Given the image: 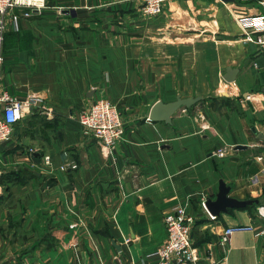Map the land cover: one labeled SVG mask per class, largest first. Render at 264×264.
Segmentation results:
<instances>
[{
	"label": "crops",
	"instance_id": "0c3cea01",
	"mask_svg": "<svg viewBox=\"0 0 264 264\" xmlns=\"http://www.w3.org/2000/svg\"><path fill=\"white\" fill-rule=\"evenodd\" d=\"M260 1L170 0L146 16L140 0H47L17 28L6 18L0 91L38 101L0 142V264L152 262L179 202L194 215V243L209 248L205 264H264L251 231L219 242L225 225L254 222L264 205V51L236 21L264 13ZM227 66L237 67L229 82ZM100 94L125 122L110 153L78 118ZM177 94L202 98L168 122L147 119ZM66 159L77 167L60 169ZM220 179L228 195L256 201L210 218L201 202Z\"/></svg>",
	"mask_w": 264,
	"mask_h": 264
},
{
	"label": "built area",
	"instance_id": "2783aa9c",
	"mask_svg": "<svg viewBox=\"0 0 264 264\" xmlns=\"http://www.w3.org/2000/svg\"><path fill=\"white\" fill-rule=\"evenodd\" d=\"M170 0H140L141 11L146 16H156L163 13L164 5ZM264 7V0L260 1ZM47 7V0L41 3H18L17 0H0V52L2 37L6 18L8 17L15 28L18 27V17L30 15L33 11H41ZM21 8L20 13L16 12ZM243 37L247 42H252L264 51V13H242L236 16ZM251 94L246 93L245 98ZM35 95L18 97L6 90L0 91V142L11 138L14 126L30 111L37 102ZM79 121L83 125L85 133L95 138L107 152H111L117 141L125 132V122L117 105L103 94L97 96L79 113ZM149 119V117H147ZM202 128H211L207 123ZM215 153L218 156L225 154L224 148H217ZM42 160L45 164L52 163L51 155L44 154ZM77 164L66 159L59 165V168L66 170L76 168ZM210 218L215 214L210 213L204 204ZM256 219L249 223H231L225 225L221 232L219 242L224 244L236 231H251L261 241L264 249V205H257L255 208ZM164 226L166 230L165 240L152 252L153 261H147V257H141L137 264H171L176 262H191L193 264H205V261L212 259L209 248H202L194 243L191 235L192 225L195 221L194 215L187 210V202H179L164 213ZM204 261V262H203ZM104 264V263H100Z\"/></svg>",
	"mask_w": 264,
	"mask_h": 264
},
{
	"label": "water",
	"instance_id": "95a60500",
	"mask_svg": "<svg viewBox=\"0 0 264 264\" xmlns=\"http://www.w3.org/2000/svg\"><path fill=\"white\" fill-rule=\"evenodd\" d=\"M68 10L65 9V12ZM237 71V67L227 66L225 72L223 74V78L226 81L234 80L235 73ZM246 95V93L244 94ZM202 98L201 95H194V96H180L179 94L176 95L175 99L170 101H162L156 100L150 110H149V119L151 120H164L170 121L171 115L175 112V110L181 106L187 107L194 104L197 101H200ZM235 148H243L245 145L243 144H236ZM230 190L229 185H227L224 180L220 179L218 184V189L215 194V198H206L204 200V204L206 209L215 215L219 214L220 211H226L227 207H245L248 204L254 203L256 200L252 198H236L234 196L228 195ZM112 244L119 249V245L115 243V240L112 239Z\"/></svg>",
	"mask_w": 264,
	"mask_h": 264
},
{
	"label": "clouds",
	"instance_id": "9594fccd",
	"mask_svg": "<svg viewBox=\"0 0 264 264\" xmlns=\"http://www.w3.org/2000/svg\"><path fill=\"white\" fill-rule=\"evenodd\" d=\"M18 3H41L42 4V0H17Z\"/></svg>",
	"mask_w": 264,
	"mask_h": 264
},
{
	"label": "trees",
	"instance_id": "16d2710c",
	"mask_svg": "<svg viewBox=\"0 0 264 264\" xmlns=\"http://www.w3.org/2000/svg\"><path fill=\"white\" fill-rule=\"evenodd\" d=\"M227 100H228V99H226L225 102H226ZM192 105H193V104H192ZM18 172H19V171H17V173H16V171H11V173H14V174H16V175H18ZM24 173H27L26 170H25ZM29 174L32 175V176H36V174L33 173V172H29ZM49 239H51V237H50Z\"/></svg>",
	"mask_w": 264,
	"mask_h": 264
},
{
	"label": "rangeland",
	"instance_id": "374dc122",
	"mask_svg": "<svg viewBox=\"0 0 264 264\" xmlns=\"http://www.w3.org/2000/svg\"><path fill=\"white\" fill-rule=\"evenodd\" d=\"M249 94H250V93H249ZM226 98H227V97H224V99H222L221 101H222V102H225ZM254 99H255L254 95L251 94V96L249 97L248 100H254ZM195 240H196V239H195Z\"/></svg>",
	"mask_w": 264,
	"mask_h": 264
}]
</instances>
